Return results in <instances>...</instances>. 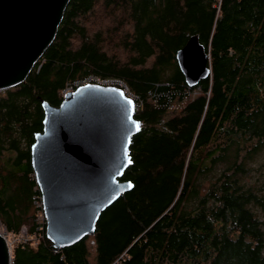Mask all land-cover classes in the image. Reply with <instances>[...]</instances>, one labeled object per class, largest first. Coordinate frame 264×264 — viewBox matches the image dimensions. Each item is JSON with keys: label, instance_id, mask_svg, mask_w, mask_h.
<instances>
[{"label": "trees", "instance_id": "1", "mask_svg": "<svg viewBox=\"0 0 264 264\" xmlns=\"http://www.w3.org/2000/svg\"><path fill=\"white\" fill-rule=\"evenodd\" d=\"M191 36L210 74L199 95L170 109L187 87L176 52ZM88 77L121 80L140 99L119 179L133 188L101 213L92 236L55 251L42 231L35 247L12 249L13 264H264V184L248 181L264 164L247 166L264 150V0H69L26 79L0 92L8 233L19 234L40 194L30 161L40 100L58 106L68 84ZM217 163L224 167L201 195Z\"/></svg>", "mask_w": 264, "mask_h": 264}, {"label": "water", "instance_id": "2", "mask_svg": "<svg viewBox=\"0 0 264 264\" xmlns=\"http://www.w3.org/2000/svg\"><path fill=\"white\" fill-rule=\"evenodd\" d=\"M68 2L0 0V91L26 79L53 42ZM176 62L188 86L210 74L209 56L197 36L176 52ZM40 103L43 127L30 146V161L45 235L58 251L92 236L101 213L133 188L119 179L139 123L133 101L116 87L88 84L67 93L58 106ZM0 264H11L1 233Z\"/></svg>", "mask_w": 264, "mask_h": 264}, {"label": "rangeland", "instance_id": "3", "mask_svg": "<svg viewBox=\"0 0 264 264\" xmlns=\"http://www.w3.org/2000/svg\"><path fill=\"white\" fill-rule=\"evenodd\" d=\"M113 52V51H112ZM116 55H118V57L120 59L126 58V54L123 52L122 49L116 50V52H113ZM1 92V91H0ZM264 164V150H261L259 152L256 153V155H254V157L252 158V160L248 161L247 166L253 167V168H257L260 167L261 165ZM224 166L220 163H217L214 166V169L212 171L209 172L208 174V179H202L200 180L201 184V189H200V194H204L206 189L209 187V184L214 181V179H216V176L218 175V172L223 168ZM262 173V174H261ZM249 183H253V182H258L260 185L264 184V171L262 172H252L251 177L249 178ZM33 198H32V213H31V219L24 223L19 231V234H12V233H8L6 231V228L4 227V225L0 222V233L4 235V237L7 240L8 243V247L10 244V254L12 249L20 244H26L29 243L31 244L33 247L34 245H36V242L40 239V235L38 234L41 230L40 228H37V226L41 225L42 222V216L41 213L38 211L37 205L36 203H33ZM35 201V200H34ZM257 213L260 217H262L264 219V212L262 210H257ZM34 228V234L31 235V232H33ZM30 245V246H31ZM88 246L90 247V258H92L93 256V251H94V245H93V238H89L88 239Z\"/></svg>", "mask_w": 264, "mask_h": 264}, {"label": "built area", "instance_id": "4", "mask_svg": "<svg viewBox=\"0 0 264 264\" xmlns=\"http://www.w3.org/2000/svg\"><path fill=\"white\" fill-rule=\"evenodd\" d=\"M88 84H92V85H99V86H103V87H116L119 88L123 91V93L125 94L126 97H128L129 99H131L133 101V107H134V111L136 110V108L141 104L140 99L135 96L133 93L130 92V90L128 89L127 85L122 82L121 80L118 79H111V78H105V79H100V78H96V77H88L84 80L72 83V84H68L62 91H61V97L62 99L64 98V96L69 93V92H73L76 88L81 87V86H85ZM187 85V84H186ZM200 94V87L197 85L195 86H188L185 88L184 92L180 94V96H182V102L180 104H169V108L170 109H177L180 105H182L188 98H193L197 95ZM38 189V187H37ZM39 190V189H38ZM40 193V192H39ZM33 203H36L38 211L41 213L42 216V222L40 226H37V228H40V232L38 233L40 235V238L42 237V231H45L46 229V219L44 216V211H43V207H42V197L41 194L34 195L33 196ZM38 242V241H37ZM36 242V245H37ZM34 245V247L36 246ZM10 244H9V250H10ZM11 264H13V261L11 259ZM113 264H121L120 260H116Z\"/></svg>", "mask_w": 264, "mask_h": 264}, {"label": "snow or ice", "instance_id": "5", "mask_svg": "<svg viewBox=\"0 0 264 264\" xmlns=\"http://www.w3.org/2000/svg\"><path fill=\"white\" fill-rule=\"evenodd\" d=\"M139 126L137 125V128H138Z\"/></svg>", "mask_w": 264, "mask_h": 264}]
</instances>
